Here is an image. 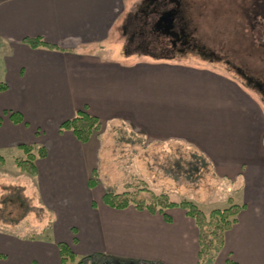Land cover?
I'll return each mask as SVG.
<instances>
[{"label":"crops","instance_id":"crops-1","mask_svg":"<svg viewBox=\"0 0 264 264\" xmlns=\"http://www.w3.org/2000/svg\"><path fill=\"white\" fill-rule=\"evenodd\" d=\"M136 3L0 0V82L7 85L0 93V159L4 167L15 165L25 157L19 146L44 148L36 175H21L31 184L26 198L51 217L46 240L0 230V264H61L59 243L77 258L197 264L198 229L183 209H168L169 220L133 207L117 210L103 203L102 188L89 187L100 165L101 135L80 143L58 131L77 111L124 124L152 143L195 149L214 176L236 186L228 202L242 207L211 264H264L262 109L206 67L98 56ZM29 38L49 47L32 48L24 43Z\"/></svg>","mask_w":264,"mask_h":264},{"label":"rangeland","instance_id":"rangeland-1","mask_svg":"<svg viewBox=\"0 0 264 264\" xmlns=\"http://www.w3.org/2000/svg\"><path fill=\"white\" fill-rule=\"evenodd\" d=\"M143 1L137 0L130 12L135 14L143 9ZM183 1L189 23L186 30L198 47L204 49L202 54L192 49L181 55L176 54L172 59L161 60L156 59L157 51L154 50L156 58H152L149 56L152 47H141V43L129 44L128 38L140 25L128 30L122 21L119 30H114L108 42L95 52L100 57H112L124 62L171 61L215 70L251 96L264 114L261 92L257 87L248 85L242 76L246 74L254 80V84L264 88V46L256 43L253 32L249 31L246 24L249 18L244 16L243 11L250 0ZM227 60L231 66L226 65ZM236 68L240 69L239 72ZM96 135H101L103 139L100 165L96 171V185L103 189V193L104 187H114L119 192L127 187L130 191L146 188L155 195H170L175 202L183 199L190 201L206 217L213 210L237 205L236 202H228L236 186L229 188L226 180L214 176L202 156L188 145L175 142L152 143L119 122L104 124L92 137ZM0 167H3L0 169V230L5 229L7 233L23 239L46 240L50 234L47 228L50 227L51 217L36 204L34 207L32 201L26 198L31 195L30 188H27L31 184L23 183L22 176L25 175H21L23 172L15 165L4 167L0 164ZM19 196L29 204L30 212L26 215H18L20 209L16 204L19 203ZM16 224H19L17 229ZM111 260V257H76L74 261L68 260L67 264H113Z\"/></svg>","mask_w":264,"mask_h":264},{"label":"trees","instance_id":"trees-1","mask_svg":"<svg viewBox=\"0 0 264 264\" xmlns=\"http://www.w3.org/2000/svg\"><path fill=\"white\" fill-rule=\"evenodd\" d=\"M24 43L32 48L49 47L48 44L41 38L25 39ZM161 59V58H156ZM163 60V59H161ZM7 85L0 82V93L6 91ZM19 121L21 118L19 117ZM104 126V123L98 118L90 115L85 111H77L74 116L62 122L59 126V132H71L77 141L86 143L92 138L93 134L98 133ZM19 149L24 153V158L16 159L14 164L21 172L29 176H35L37 169L35 160L45 156L43 147H39L34 151L32 146H19ZM0 164H3L0 159ZM96 171H94L90 178L88 185L90 188L96 186ZM129 187L122 191H118L114 187H104V194L102 197L103 203L113 209L123 210L128 207H133L137 211H147L151 214L159 213L169 220L165 212L172 208H181L186 215L191 218L198 229V262L197 264H211L215 255L222 249L224 243V235L237 221V216L242 207L238 205H230L227 209L213 210L209 216L206 215L192 202L185 199L180 202L172 201L167 195H155L146 188L138 190H128ZM18 215L28 214V207L25 199L19 196ZM22 198V201H21ZM22 212V213H20ZM22 214V215H21ZM17 217V216H16ZM58 251L60 256V263L67 264L69 261H74L76 255L72 253L70 247L65 243H59ZM1 258V256H0ZM113 264H126L111 260ZM110 264V263H107Z\"/></svg>","mask_w":264,"mask_h":264},{"label":"flooded vegetation","instance_id":"flooded-vegetation-1","mask_svg":"<svg viewBox=\"0 0 264 264\" xmlns=\"http://www.w3.org/2000/svg\"><path fill=\"white\" fill-rule=\"evenodd\" d=\"M145 1L144 8L132 14L126 21L125 28L128 30L132 26L140 25V28L134 29L133 34L128 38L130 44L141 43L140 46L152 47L149 56L163 60L172 59L176 54L181 55L192 49H197L201 54L205 52L198 47L186 30L189 23L183 0ZM248 5L243 8L244 16L249 18L246 24L249 31L253 32L256 43L262 47L264 46V0H250ZM154 50L157 51L156 57L154 56L156 54H153ZM226 65L231 66L230 61L227 60ZM235 70L239 72L240 69ZM242 76L248 85L257 87L264 99V88L254 84V80L246 74Z\"/></svg>","mask_w":264,"mask_h":264}]
</instances>
